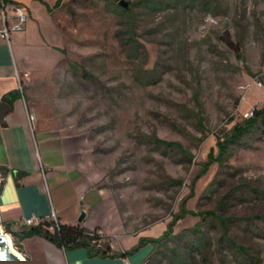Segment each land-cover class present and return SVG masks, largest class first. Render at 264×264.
Here are the masks:
<instances>
[{"label":"rangeland","instance_id":"rangeland-1","mask_svg":"<svg viewBox=\"0 0 264 264\" xmlns=\"http://www.w3.org/2000/svg\"><path fill=\"white\" fill-rule=\"evenodd\" d=\"M13 2L27 10L29 115L87 143L91 172L138 243L129 252L186 211L162 246L145 245L149 264H264V121L246 117L264 109V0ZM118 227L97 230L99 248ZM0 229L31 264L30 240ZM188 236L203 254L188 256Z\"/></svg>","mask_w":264,"mask_h":264},{"label":"crops","instance_id":"crops-1","mask_svg":"<svg viewBox=\"0 0 264 264\" xmlns=\"http://www.w3.org/2000/svg\"><path fill=\"white\" fill-rule=\"evenodd\" d=\"M6 6L12 18L16 5L7 0ZM8 26L12 28L11 23ZM25 44H29L25 31L12 34L9 43L0 37V105L9 106L0 119L2 224L19 237L20 245L23 239L30 240L26 249L21 247L31 264H144L149 247L129 252L138 243L126 237L113 198L100 187L101 177L91 172L87 143L67 127H54L51 119L29 115L21 96L24 72L19 68ZM52 210L62 225H81L90 232L110 229L117 222L122 233L103 237L111 240L105 257L91 256L82 247L63 250L41 236L21 235L23 219L47 220Z\"/></svg>","mask_w":264,"mask_h":264},{"label":"trees","instance_id":"trees-1","mask_svg":"<svg viewBox=\"0 0 264 264\" xmlns=\"http://www.w3.org/2000/svg\"><path fill=\"white\" fill-rule=\"evenodd\" d=\"M121 12L126 13V14L129 13L128 11L124 9H121ZM235 51L237 52V56H238L237 58L240 59V53L238 52V49H236ZM253 117H254L252 118L253 123L258 121L259 119L264 121V109L253 110ZM262 128H264V124H262ZM234 134H235L234 139H230L229 142L238 141L241 135V132H239V127H236L234 129ZM216 142H217L216 145H217L218 153L224 152L225 147L223 144V140L221 141L219 138H216ZM212 154L213 153H210L208 155V158L212 156ZM214 161L216 160L214 159ZM181 214L182 215L175 217L172 224L168 226L167 232L164 236L165 238L167 237V235L171 236L173 234V229L177 221L181 220L183 217H185L187 214H190V213L184 211ZM50 225L51 223L45 220L41 226H38L36 228H31V229H25V231L21 235L23 237L41 236L45 238L46 240H48L49 242H51L52 244H54L55 246H57L58 248H61L63 250L77 249V248L82 247V248H85L91 256L105 257L110 252L109 246H105L102 249L99 248L100 245L98 242L101 241V238L96 234L97 232L96 230L95 232L91 233L85 230L81 225H75V226L61 225L60 230L58 232H50L48 229ZM163 238L160 241L154 240V241H151V242L148 241V242L155 246H162ZM196 238L198 237H194L190 239V237L188 236L185 239L186 248L188 249V252L190 253V255H188L189 257H191L192 256L191 254H194V253L203 254V249L201 245L198 243ZM148 242L140 243L137 249H140L143 246L147 245ZM133 252H135V250ZM174 260H175V263L177 264L178 262H181V261L183 262L184 258L175 256ZM148 262L149 261H146L144 264H149ZM183 264H186V263L183 262Z\"/></svg>","mask_w":264,"mask_h":264},{"label":"built area","instance_id":"built-area-1","mask_svg":"<svg viewBox=\"0 0 264 264\" xmlns=\"http://www.w3.org/2000/svg\"><path fill=\"white\" fill-rule=\"evenodd\" d=\"M6 1L7 0H0V37L9 43L12 34H18L23 31L22 28L26 23L27 16L26 12L22 8L16 7L14 9V16L12 18H9L6 13ZM9 23L12 24V28H9ZM255 84L258 87H262L260 82ZM248 116L252 117L253 111L249 113V115H247L246 117ZM44 221L45 220L43 219L31 217L29 219H23L22 223L25 229H31L41 226ZM46 221L51 223L50 227L48 228L50 232H58L60 230V226L62 224L59 222L56 213L53 210L51 211V216Z\"/></svg>","mask_w":264,"mask_h":264},{"label":"water","instance_id":"water-1","mask_svg":"<svg viewBox=\"0 0 264 264\" xmlns=\"http://www.w3.org/2000/svg\"><path fill=\"white\" fill-rule=\"evenodd\" d=\"M118 5L123 9L128 8L127 3L125 2H120ZM5 108H9V106L7 104L2 103L0 105V110H2V112L0 113V119L2 121L5 116V112H4ZM0 264H25V262L21 258H19L14 253H12L9 245V241L5 236L2 235V233H0Z\"/></svg>","mask_w":264,"mask_h":264},{"label":"bare ground","instance_id":"bare-ground-1","mask_svg":"<svg viewBox=\"0 0 264 264\" xmlns=\"http://www.w3.org/2000/svg\"><path fill=\"white\" fill-rule=\"evenodd\" d=\"M0 233H2V230H1V229H0ZM2 235L4 236L3 233H2ZM5 237H6V238L8 239V241H9V245H10V248H11L12 253H14L16 256H18L19 258H21V259L25 262V264H27V262L25 261V259H23V257H22L20 254H18L17 252H15V251L13 250L10 238H9L8 236H5Z\"/></svg>","mask_w":264,"mask_h":264}]
</instances>
